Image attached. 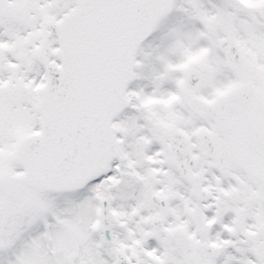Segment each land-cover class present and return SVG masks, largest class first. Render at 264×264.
<instances>
[{
    "label": "snow or ice",
    "instance_id": "6c2138e0",
    "mask_svg": "<svg viewBox=\"0 0 264 264\" xmlns=\"http://www.w3.org/2000/svg\"><path fill=\"white\" fill-rule=\"evenodd\" d=\"M0 264H264V0H0Z\"/></svg>",
    "mask_w": 264,
    "mask_h": 264
}]
</instances>
